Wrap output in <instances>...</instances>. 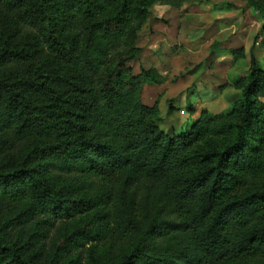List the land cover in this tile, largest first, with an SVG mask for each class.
Masks as SVG:
<instances>
[{"label":"trees","instance_id":"1","mask_svg":"<svg viewBox=\"0 0 264 264\" xmlns=\"http://www.w3.org/2000/svg\"><path fill=\"white\" fill-rule=\"evenodd\" d=\"M182 1L0 0V264H264L256 35L229 107L170 133L126 64Z\"/></svg>","mask_w":264,"mask_h":264},{"label":"rangeland","instance_id":"2","mask_svg":"<svg viewBox=\"0 0 264 264\" xmlns=\"http://www.w3.org/2000/svg\"><path fill=\"white\" fill-rule=\"evenodd\" d=\"M247 6L248 4L244 0H183L178 6L167 3H155L150 6V17L140 26L136 42L143 45L148 44L151 40V33L155 31L153 26L162 27L163 23L166 24L167 28H169V37H166V41L161 43V47H164L166 54L161 55L162 60L159 62L160 69H162L160 71H162L164 79L159 83L143 82L140 85L139 96L144 103L148 104L157 100V104L160 106V108L158 107L160 109L159 125L164 131L170 133L171 131L184 129L197 115L199 108H204L209 112L226 110L235 97V93L209 94L204 90V85H202L203 79L211 78L219 72V67L223 68L224 72L229 71L231 73L230 66L225 67L226 63L220 64L221 66L213 64L205 68V61H202V63H196L194 69L184 64L185 56L180 53L183 45L177 40V34L181 28L180 19L185 15L188 19L186 21L196 23L199 27H203L204 24L212 23L213 21L225 23L232 19L240 28L239 40L235 42L236 47L245 42L247 32L250 29L249 24L252 22V25L257 27L255 44H253L254 51L257 55L259 66L264 67V41L258 39L260 32L264 28H260L261 24L264 23V17L250 5L248 6L250 8V13L248 14ZM234 13L236 14L235 16H229ZM254 14L259 18L257 23L254 21ZM154 17L157 19H154ZM252 40L253 36L250 38V42ZM158 58L160 59L161 57L158 56ZM238 58L242 59V56H237ZM126 64L132 68L133 72H137L139 66L142 65V61L139 56L138 59H131ZM236 67L240 69V72H245L242 63ZM192 82L199 85L198 92L190 90L189 85ZM258 96L264 100L262 91L258 92ZM167 99H170L174 107L173 111L167 110ZM191 104L194 107L193 111L187 109V105Z\"/></svg>","mask_w":264,"mask_h":264},{"label":"crops","instance_id":"3","mask_svg":"<svg viewBox=\"0 0 264 264\" xmlns=\"http://www.w3.org/2000/svg\"><path fill=\"white\" fill-rule=\"evenodd\" d=\"M248 6L246 10L249 14L250 8H248ZM216 14H226V13H216ZM235 15L236 14L234 13L233 15H229V16H235ZM254 17H255L254 21L257 23L259 18L257 17V15H255ZM186 20L188 19L186 18L185 15L182 17V19H180L179 23L181 25L180 26L181 28L179 29V32L177 34L178 36L177 40H179V42L183 45V48L180 53H182L183 56H185L184 64H187L188 66H191L192 69H194L195 64L202 63V61H205V68H208L210 65L213 64L218 66L220 64L226 63V66L225 65L224 66L225 67L230 66L229 68L230 71L232 72L231 73L229 71L224 72V69L219 67L220 70L218 73L214 74V76L211 75L212 76L211 78L203 79L202 81L203 82L202 85H204L203 88L209 94L219 95L223 92L225 94L235 93V97L238 96L239 94L238 88L228 85L227 81L233 80L239 75L245 73V72H240V69H237L236 66L242 63L246 71L248 65V48L253 41L252 40L250 42V38L254 35H257L256 34L257 27H255V25L253 26L252 22L251 24H249L250 29L247 32L246 39L244 40L245 42H242L243 46L242 45L237 46V47H242V55H241L242 59L239 58L237 59V56H234L233 49L237 48L235 42L239 40L240 28L239 25L237 26L235 24L234 20L231 19L225 23L213 21L212 23L204 24L203 27H199L196 23H189ZM188 25L190 29L189 27H187ZM153 29H155V31L151 33L150 35L151 40L150 42H148V44L143 45L137 42L136 43L142 47L140 53V60L142 61V65L144 66L152 65L156 67L160 73H162V71H160L162 69H160L159 62L162 60V56L165 55L166 52L164 50V47H161V43L166 41V37H169L168 36L169 28H167L165 23H163L162 27L153 26ZM254 44H255V40H254ZM253 49H254V45H253ZM158 56H160L161 58L159 59ZM189 86H190V90L198 92V88H199L198 84L196 85L192 82ZM191 106L192 108H194L193 104H191ZM158 107L160 108L159 104ZM197 115L192 120H194L197 117Z\"/></svg>","mask_w":264,"mask_h":264},{"label":"built area","instance_id":"4","mask_svg":"<svg viewBox=\"0 0 264 264\" xmlns=\"http://www.w3.org/2000/svg\"><path fill=\"white\" fill-rule=\"evenodd\" d=\"M258 39L264 41V28H263L262 32H260Z\"/></svg>","mask_w":264,"mask_h":264}]
</instances>
